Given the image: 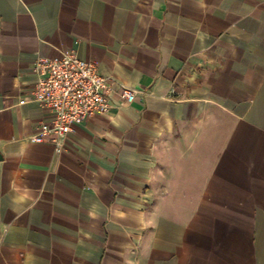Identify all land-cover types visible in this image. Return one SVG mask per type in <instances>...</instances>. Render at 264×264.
I'll list each match as a JSON object with an SVG mask.
<instances>
[{"label": "crops", "instance_id": "crops-1", "mask_svg": "<svg viewBox=\"0 0 264 264\" xmlns=\"http://www.w3.org/2000/svg\"><path fill=\"white\" fill-rule=\"evenodd\" d=\"M63 52L114 83L56 154ZM0 264H264V0H0Z\"/></svg>", "mask_w": 264, "mask_h": 264}, {"label": "built area", "instance_id": "built-area-1", "mask_svg": "<svg viewBox=\"0 0 264 264\" xmlns=\"http://www.w3.org/2000/svg\"><path fill=\"white\" fill-rule=\"evenodd\" d=\"M37 82L32 101L51 112L53 118L39 125V132L31 136L32 143L49 142L56 154L74 128L83 122L106 114L110 109L109 96L113 79L102 74L92 61L74 52H63L55 58L39 59L34 68ZM124 104L135 100L136 92L122 86L118 92Z\"/></svg>", "mask_w": 264, "mask_h": 264}, {"label": "clouds", "instance_id": "clouds-1", "mask_svg": "<svg viewBox=\"0 0 264 264\" xmlns=\"http://www.w3.org/2000/svg\"><path fill=\"white\" fill-rule=\"evenodd\" d=\"M23 199V197L21 198V200Z\"/></svg>", "mask_w": 264, "mask_h": 264}]
</instances>
